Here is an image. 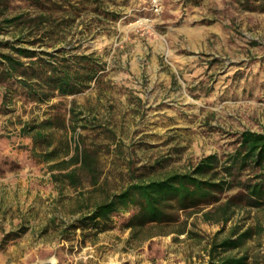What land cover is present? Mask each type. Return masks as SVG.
<instances>
[{
  "label": "rangeland",
  "instance_id": "rangeland-1",
  "mask_svg": "<svg viewBox=\"0 0 264 264\" xmlns=\"http://www.w3.org/2000/svg\"><path fill=\"white\" fill-rule=\"evenodd\" d=\"M103 1L104 12L74 0L79 9L47 11L49 20L34 29L38 4H0V43L54 52L76 47L106 62L75 95H18L4 107L0 85V264L51 257L58 264H204L220 225L201 214L191 216L190 235L179 224L133 235L124 226L128 214L114 216L105 231L70 224L133 181L189 170L206 155L233 150L244 130L264 132V9L247 0H162L156 13L153 0ZM48 117L61 122L49 131L52 147L22 132ZM77 147L95 158L93 169L52 167ZM53 148L58 155L49 161L45 152ZM62 168L74 171L75 184L55 175ZM248 247L264 264V236Z\"/></svg>",
  "mask_w": 264,
  "mask_h": 264
},
{
  "label": "trees",
  "instance_id": "trees-1",
  "mask_svg": "<svg viewBox=\"0 0 264 264\" xmlns=\"http://www.w3.org/2000/svg\"><path fill=\"white\" fill-rule=\"evenodd\" d=\"M3 0H0V4ZM42 8L36 25L46 23L51 17L47 11L68 10L65 6L74 0H30ZM251 4V9H264V0ZM103 0H77L84 8L89 4L102 10ZM22 17V16H19ZM18 19L5 18L4 22L13 23ZM32 44L37 42L31 41ZM10 47V51L0 50V85L3 88V106L18 95L30 100L47 101L56 96L75 95L90 87L101 72L106 70V62L95 53H85L76 47L58 48L56 52L39 50L14 41H2L0 45ZM3 107V108H4ZM2 108V109H3ZM61 123L58 118H45L38 124H24L22 132L33 134L37 145L47 147L54 144L50 129ZM75 127V126H74ZM57 148L46 151L49 161L57 157ZM94 157L77 147L69 158L54 162L52 167L75 162L94 168ZM59 174L70 178L75 184L73 170ZM235 190L224 198L223 194ZM128 214L124 222L126 228L135 235L142 229L152 226L179 224L181 233L194 234L189 228L190 218L201 214L205 222L219 224L220 228L209 241V259L204 264H262L261 258L253 257L251 249L245 248L249 240L264 236V132L246 129L240 133L236 147L220 155L211 153L186 171H176L163 178L137 180L125 189L113 194L97 204L86 216L78 218L70 228L85 229L91 225L97 231L109 228L114 216ZM240 221L228 225L236 215ZM17 234H13L16 237Z\"/></svg>",
  "mask_w": 264,
  "mask_h": 264
},
{
  "label": "water",
  "instance_id": "water-1",
  "mask_svg": "<svg viewBox=\"0 0 264 264\" xmlns=\"http://www.w3.org/2000/svg\"><path fill=\"white\" fill-rule=\"evenodd\" d=\"M30 264H58L57 258L51 257L47 259H38L37 261L30 263Z\"/></svg>",
  "mask_w": 264,
  "mask_h": 264
},
{
  "label": "built area",
  "instance_id": "built-area-1",
  "mask_svg": "<svg viewBox=\"0 0 264 264\" xmlns=\"http://www.w3.org/2000/svg\"><path fill=\"white\" fill-rule=\"evenodd\" d=\"M152 8L156 13H160L163 9L162 0H153Z\"/></svg>",
  "mask_w": 264,
  "mask_h": 264
}]
</instances>
